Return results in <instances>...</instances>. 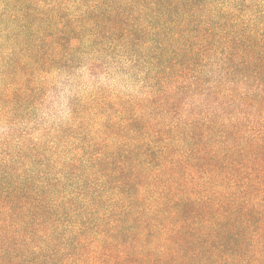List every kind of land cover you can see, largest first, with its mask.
I'll list each match as a JSON object with an SVG mask.
<instances>
[{
    "label": "trees",
    "instance_id": "trees-1",
    "mask_svg": "<svg viewBox=\"0 0 264 264\" xmlns=\"http://www.w3.org/2000/svg\"><path fill=\"white\" fill-rule=\"evenodd\" d=\"M0 264H264V0H0Z\"/></svg>",
    "mask_w": 264,
    "mask_h": 264
}]
</instances>
